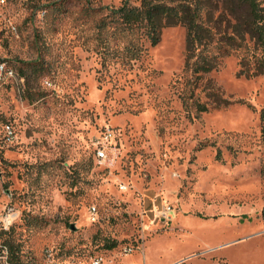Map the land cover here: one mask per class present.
I'll list each match as a JSON object with an SVG mask.
<instances>
[{"label": "rangeland", "instance_id": "374dc122", "mask_svg": "<svg viewBox=\"0 0 264 264\" xmlns=\"http://www.w3.org/2000/svg\"><path fill=\"white\" fill-rule=\"evenodd\" d=\"M122 1H0V246L14 238L22 264H264L254 40L221 54L216 22L218 66L197 77L186 26L152 45L98 9Z\"/></svg>", "mask_w": 264, "mask_h": 264}, {"label": "trees", "instance_id": "16d2710c", "mask_svg": "<svg viewBox=\"0 0 264 264\" xmlns=\"http://www.w3.org/2000/svg\"><path fill=\"white\" fill-rule=\"evenodd\" d=\"M99 8L108 10L107 17L110 16L111 21L118 22L129 32H138L139 36L148 38L152 45L158 43L163 27L185 25L187 29L185 69L197 77L202 72H208L218 66L219 56L210 54L209 50L216 34L215 29L220 30L218 27L220 25H216V22L220 24L225 21L226 27L231 31L224 29L218 38V49L221 54H230V49L234 48L248 49L246 43L248 35L254 40L253 56L256 57L255 69L249 71L250 75L264 73V0H139V3L123 0L119 6ZM214 8L220 10L215 21L212 19ZM105 24L106 18H102L98 25L103 27ZM256 48L260 49V54L256 52ZM246 61L247 57L243 56L242 64L244 65ZM244 72L243 67L240 73ZM25 75L23 71L21 76ZM217 102L229 101L223 99ZM196 104L200 111L208 109L204 102L197 101ZM261 119L264 122V107L261 109ZM217 157H220V152L217 153ZM2 248H6L11 264H22L14 238L9 235L3 237L0 252Z\"/></svg>", "mask_w": 264, "mask_h": 264}, {"label": "built area", "instance_id": "2783aa9c", "mask_svg": "<svg viewBox=\"0 0 264 264\" xmlns=\"http://www.w3.org/2000/svg\"><path fill=\"white\" fill-rule=\"evenodd\" d=\"M1 2H4V0H0ZM2 67V65H1ZM12 73V72H11ZM6 130L8 131L9 134H12V128L9 124L6 125ZM111 137V133L109 131H106L103 135V139L98 141V143L96 144V154L98 158H105L107 155V150H108V144L107 141L110 139ZM175 212V208L173 207V205L171 203H168L164 206L161 207V209L158 211V216L160 218H165V219H171L173 218V214ZM97 210L95 206L91 207V217L92 220L95 221L97 219ZM5 251V250H3ZM125 251H131L130 247H126ZM103 258L102 257H95L92 261V264H101L102 263ZM7 264H11L9 262H7Z\"/></svg>", "mask_w": 264, "mask_h": 264}]
</instances>
